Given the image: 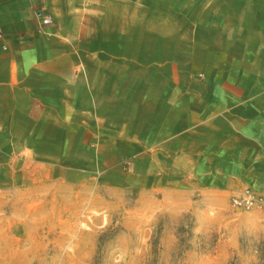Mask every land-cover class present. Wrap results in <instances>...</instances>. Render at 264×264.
Instances as JSON below:
<instances>
[{
  "label": "crops",
  "instance_id": "crops-1",
  "mask_svg": "<svg viewBox=\"0 0 264 264\" xmlns=\"http://www.w3.org/2000/svg\"><path fill=\"white\" fill-rule=\"evenodd\" d=\"M56 9L53 0H0V132H16H1V147L44 141L45 162H66L68 122L50 116L70 113L73 95L82 114L90 96L114 132L111 156L133 157L153 184L145 192L156 186L169 211L244 185L264 190V0H223V23L182 39L184 49L157 31L155 56L143 57L145 41L138 60L99 24L89 37L83 15ZM122 44L119 59L112 51Z\"/></svg>",
  "mask_w": 264,
  "mask_h": 264
},
{
  "label": "rangeland",
  "instance_id": "rangeland-1",
  "mask_svg": "<svg viewBox=\"0 0 264 264\" xmlns=\"http://www.w3.org/2000/svg\"><path fill=\"white\" fill-rule=\"evenodd\" d=\"M53 2L57 11L67 9V17L83 15L89 37L96 23L101 35L130 44L126 57L132 60L141 57L145 41L143 57L155 56L157 31L178 36L184 49L182 39L223 23V0ZM117 49L112 52L123 59L124 44ZM88 101L76 115L73 95L70 113L50 116L52 122H68L62 132L66 162H45L50 148L44 141L0 146V264H264V213L230 206L245 185L193 210L169 211L156 186L145 192L153 184L141 180L133 157L111 156L108 117L93 114L97 105L90 96ZM76 121L83 129H74Z\"/></svg>",
  "mask_w": 264,
  "mask_h": 264
},
{
  "label": "built area",
  "instance_id": "built-area-1",
  "mask_svg": "<svg viewBox=\"0 0 264 264\" xmlns=\"http://www.w3.org/2000/svg\"><path fill=\"white\" fill-rule=\"evenodd\" d=\"M40 24L43 27L49 26L51 19L43 17ZM230 206L239 211L259 210L264 213V190L255 191L251 188H244L231 197Z\"/></svg>",
  "mask_w": 264,
  "mask_h": 264
}]
</instances>
